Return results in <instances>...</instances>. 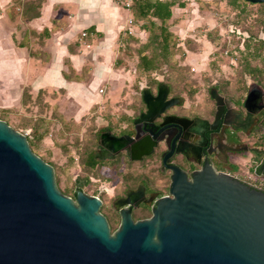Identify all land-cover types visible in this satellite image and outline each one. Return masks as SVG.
Returning a JSON list of instances; mask_svg holds the SVG:
<instances>
[{
	"label": "water",
	"instance_id": "95a60500",
	"mask_svg": "<svg viewBox=\"0 0 264 264\" xmlns=\"http://www.w3.org/2000/svg\"><path fill=\"white\" fill-rule=\"evenodd\" d=\"M211 98L219 124L227 99L215 88ZM142 100L147 112L137 123L151 122L169 105L162 92L154 97L144 90ZM114 141V151L133 160L152 149L131 145L128 137ZM263 165L255 168L257 176L264 175ZM244 181L210 166L191 179L176 170L171 197L157 202L150 219L134 222L123 212L112 233L101 213L104 198L85 189L74 202L55 164L36 154L24 131L0 120V264H264V192Z\"/></svg>",
	"mask_w": 264,
	"mask_h": 264
},
{
	"label": "rangeland",
	"instance_id": "374dc122",
	"mask_svg": "<svg viewBox=\"0 0 264 264\" xmlns=\"http://www.w3.org/2000/svg\"><path fill=\"white\" fill-rule=\"evenodd\" d=\"M201 3L199 11L192 6L189 12L179 13L174 23H166L172 34L170 55L166 60H158L159 68L155 71H143L139 55L141 50L149 57L155 54L159 43L151 41L152 34L145 38L123 37L115 67L123 72L126 86L121 93L106 90L114 99L120 97L114 105L97 101L90 108L77 110L69 101L55 99L53 94L40 92L32 98L25 90L20 100L18 91L12 92L10 102L17 107L6 109L2 107L6 103L5 83L0 81V120L24 131L35 143L36 154L55 164V176L68 195L73 196L77 187H84L83 191L88 190L92 196L104 198V212L111 206L113 193L118 195L121 191V178L113 171L122 163L118 160L103 164V174L100 170L87 169L86 164L93 156L99 130L109 126L118 131L125 125V119L135 117L143 106L142 90L154 87L155 81L171 86L173 93L193 108L208 110L214 105L210 96L214 88L233 99L245 98L246 66L251 62L247 45L252 50L253 46L264 42V25L260 23L264 19V8L249 5L242 12L230 6V0H202ZM181 22H186L185 27L178 26ZM158 32V29L154 32L155 37ZM4 37L0 34L2 46L7 41ZM193 63L198 65L196 70L192 69ZM242 175L247 179L250 174ZM86 178L92 184L101 180V186L77 184V180ZM117 227L118 222L113 221L112 229Z\"/></svg>",
	"mask_w": 264,
	"mask_h": 264
},
{
	"label": "flooded vegetation",
	"instance_id": "af4514ba",
	"mask_svg": "<svg viewBox=\"0 0 264 264\" xmlns=\"http://www.w3.org/2000/svg\"><path fill=\"white\" fill-rule=\"evenodd\" d=\"M254 60L251 59L250 64H258L261 68L257 72L250 69L242 103L218 90L227 99L219 124H216L218 110L215 100L208 110L205 107L193 108L174 94L171 86L160 83L146 90L154 97L160 92L166 96L169 105L162 114L156 115L151 122L137 123L139 117L147 112L142 100L143 106L137 115L131 120L125 119V125L118 131L109 126L99 130L93 156L89 158L86 168L101 171L107 162L119 160L122 163L121 167L113 171L115 176L121 178L120 194L113 193V202L105 212L101 199V213L106 217L112 232L119 229L123 212L128 211L134 222L150 219L157 202L171 197L176 170L191 179L195 172L210 166L217 173L230 174L243 182L245 176L242 174L248 173L262 184L259 189L264 192V175L255 174V168L264 163V56L260 55ZM249 95L251 110L248 112L244 104ZM116 137L133 139L131 145L137 144L140 148L151 144L150 154L135 153V156H140L136 160L125 151L117 154L114 151ZM235 170L240 172L234 174ZM261 172L264 174V165ZM95 183H89L87 178L77 180L80 186H101V180H95ZM83 188L77 187L73 196L63 194L76 202V194ZM113 221L118 222L116 230L112 229Z\"/></svg>",
	"mask_w": 264,
	"mask_h": 264
},
{
	"label": "crops",
	"instance_id": "0c3cea01",
	"mask_svg": "<svg viewBox=\"0 0 264 264\" xmlns=\"http://www.w3.org/2000/svg\"><path fill=\"white\" fill-rule=\"evenodd\" d=\"M155 1L173 0L147 3ZM174 1L168 23L192 6L199 11L202 5V0ZM136 2L0 0V34L7 39L0 45V81L5 83L6 99L2 107L16 108L10 94L18 91L20 100L25 90L32 98L40 92L53 94L77 110L90 108L97 101L118 102L120 97L116 100L106 90L119 93L126 86L123 72L115 67L120 42L130 35L145 38L152 24L161 23L153 17L141 19ZM192 66L196 70L198 65Z\"/></svg>",
	"mask_w": 264,
	"mask_h": 264
},
{
	"label": "trees",
	"instance_id": "16d2710c",
	"mask_svg": "<svg viewBox=\"0 0 264 264\" xmlns=\"http://www.w3.org/2000/svg\"><path fill=\"white\" fill-rule=\"evenodd\" d=\"M148 0H137L136 7L138 9V14L141 19H149L150 17L158 19L161 23L158 25L156 23L152 24L151 26V41L158 42L159 47L156 50L155 54L152 57L147 56L144 53V50L139 52L140 55V66L145 72L155 71L159 68L158 60L164 59L166 60L170 55V38L172 37L171 32L168 30L166 23L172 17V7L177 3V1H169V2H162V1H155L153 4L147 3ZM249 5H258L264 8V3L261 4H252L250 2H246L245 0H230V6L234 8H239L240 11L244 12L246 7ZM261 24L264 25V19L260 21ZM158 29V34L155 37V31ZM251 37V36H250ZM249 37V38H250ZM254 37H251L253 39ZM248 51L250 52L251 59H258V57L264 51V42H260L256 46H253L251 50V46L247 45ZM249 56V57H250ZM250 64V63H249ZM247 65L246 70L249 74L250 69H253L254 72H257L259 68H261L258 64H250ZM253 67V68H252ZM252 71V70H251ZM160 84L159 82L155 81V85ZM243 99H238L241 102ZM242 103V102H241ZM113 233V232H112Z\"/></svg>",
	"mask_w": 264,
	"mask_h": 264
},
{
	"label": "built area",
	"instance_id": "2783aa9c",
	"mask_svg": "<svg viewBox=\"0 0 264 264\" xmlns=\"http://www.w3.org/2000/svg\"><path fill=\"white\" fill-rule=\"evenodd\" d=\"M127 6H129V4H126ZM85 35V34H84ZM227 53V52H225ZM194 70V69H193ZM102 92V91H101ZM247 182H250V183H253V184H256L258 186H261L262 184L258 182V180H256V178L254 176H249L247 177V179H245ZM262 187V186H261Z\"/></svg>",
	"mask_w": 264,
	"mask_h": 264
}]
</instances>
